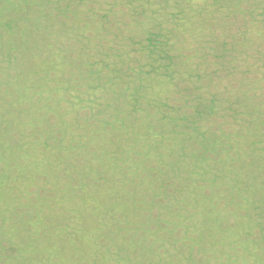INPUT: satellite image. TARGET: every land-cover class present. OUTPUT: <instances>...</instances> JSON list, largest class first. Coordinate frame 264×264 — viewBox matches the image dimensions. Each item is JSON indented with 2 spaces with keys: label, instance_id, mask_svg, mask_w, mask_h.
<instances>
[{
  "label": "rangeland",
  "instance_id": "rangeland-1",
  "mask_svg": "<svg viewBox=\"0 0 264 264\" xmlns=\"http://www.w3.org/2000/svg\"><path fill=\"white\" fill-rule=\"evenodd\" d=\"M0 264H264V0H0Z\"/></svg>",
  "mask_w": 264,
  "mask_h": 264
}]
</instances>
